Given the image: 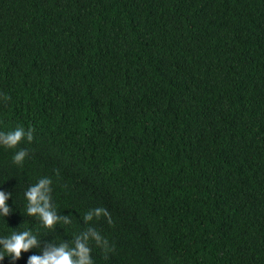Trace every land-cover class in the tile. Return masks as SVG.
Masks as SVG:
<instances>
[{"label": "trees", "instance_id": "1", "mask_svg": "<svg viewBox=\"0 0 264 264\" xmlns=\"http://www.w3.org/2000/svg\"><path fill=\"white\" fill-rule=\"evenodd\" d=\"M18 126L0 241L36 244L0 264L89 228L113 249L90 239L94 264H264V0H0V131ZM45 176L50 227L25 197Z\"/></svg>", "mask_w": 264, "mask_h": 264}, {"label": "clouds", "instance_id": "2", "mask_svg": "<svg viewBox=\"0 0 264 264\" xmlns=\"http://www.w3.org/2000/svg\"><path fill=\"white\" fill-rule=\"evenodd\" d=\"M26 138L28 141L33 139L32 129L25 130L22 126H18L10 131H0V145H4L10 148L16 147V145ZM28 155L26 148H20L13 154V161L21 163ZM52 181L50 177H41L35 184L29 186L25 192V197L28 202L27 212L28 214H36L39 219L47 227L52 226L59 220L55 211L51 207L49 201L50 185ZM8 193L0 190V213L6 215L8 213V205L6 200ZM104 216L107 218L108 223H113L110 213L104 207H95L89 209L84 213L83 219L91 221L94 217L99 218ZM67 217L65 220L67 221ZM94 241L95 244L106 252L112 251V246L109 241L104 237L96 228H89L87 233L83 234V238H77L75 247H70L68 244H60L54 247L51 251H46L43 255L32 254L28 258L27 264H94L93 257L91 255L92 248L89 240ZM2 248L13 259L19 258L21 250L27 251L31 246L36 244V237L30 234L29 231L14 232L11 237L5 238L0 241ZM4 258L0 255V260Z\"/></svg>", "mask_w": 264, "mask_h": 264}]
</instances>
